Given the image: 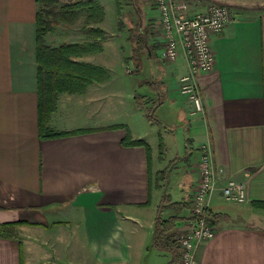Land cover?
Wrapping results in <instances>:
<instances>
[{"label":"crops","instance_id":"obj_1","mask_svg":"<svg viewBox=\"0 0 264 264\" xmlns=\"http://www.w3.org/2000/svg\"><path fill=\"white\" fill-rule=\"evenodd\" d=\"M188 1L189 14L221 4L232 15L225 30L211 37L213 71L197 77L204 113H196L181 93V78L189 70L184 52L176 61H166L167 66L159 62L165 43L153 0L146 4L151 16L143 18L144 11L137 16L148 34L144 68L149 63L155 70L152 81H146L154 83L152 93L141 95L159 102L157 124L169 137L165 151L181 161L167 181L171 185L174 176L173 187L182 192V201L189 200L198 179L204 144H210L213 165L222 170L209 213L224 220L214 225L215 236L200 245L197 264H264V224L255 223H264V209L254 205L264 203V0ZM38 9L35 0H0V224H17L14 238H0V264H173L171 254L151 246L162 196L154 197L147 152L123 143L130 134L152 145L141 127L153 128V123L134 99L145 80L137 78L130 87L127 77L113 83L116 76L104 46L107 31L104 24L94 26L107 35L102 50L75 60L105 69V78L82 93L57 97L47 127L76 134L41 138ZM82 23L68 24L57 37L70 32L66 43H84ZM125 44L119 45L121 53L126 50L122 61L135 75L133 65L125 62L131 44ZM172 129L181 131L180 138ZM157 150L159 156L160 143ZM229 179L245 184V203L223 199L220 188ZM168 195L176 201L173 192ZM188 214H182L176 236L186 229Z\"/></svg>","mask_w":264,"mask_h":264},{"label":"trees","instance_id":"obj_2","mask_svg":"<svg viewBox=\"0 0 264 264\" xmlns=\"http://www.w3.org/2000/svg\"><path fill=\"white\" fill-rule=\"evenodd\" d=\"M35 1L39 5L35 21V55L37 62L40 133L43 139L60 138L76 134L77 132H55L47 127L49 119L56 109L57 97L66 93H82L89 85L101 82L105 78V69L75 60V58L102 50L101 43L107 39V35L103 29L94 26L104 23L105 10L96 0H77L64 3L63 5H60V0ZM139 2L140 0H130V4L137 10L138 16L142 14ZM115 5L118 19L117 28L119 32H124L127 24L123 18V4L121 0H115ZM81 19H83L82 33L86 40L84 43H66L59 47H52L47 44L46 37L52 34L58 26L75 24ZM147 35V31L141 23H138L135 27L128 28V41L131 44V53L125 59V62L133 65L134 73L137 76L144 70L143 56L147 51ZM153 84L145 83L149 87H152ZM134 99L140 111H144L150 120L158 121L155 109L159 102H152L151 99H147L146 96L140 94H136ZM145 104L152 105V107L145 111ZM123 143L129 147L142 146L145 148L149 157L148 171L152 182L149 144L144 140H133L130 134L127 135ZM160 147V155H162L163 143L160 144ZM157 175L158 179L166 180L168 174L166 170H163L158 171ZM149 202L150 200L147 204H150ZM254 205L257 208L264 209V203H255ZM189 208L188 201H173L171 196L166 194L163 195L157 206L151 246L159 251L171 254L173 264H178L181 255L174 230L184 219L182 214L188 211ZM222 220H224L223 217L211 213H208L206 217L207 223L211 226ZM16 226V223L0 224V238H14Z\"/></svg>","mask_w":264,"mask_h":264},{"label":"built area","instance_id":"obj_3","mask_svg":"<svg viewBox=\"0 0 264 264\" xmlns=\"http://www.w3.org/2000/svg\"><path fill=\"white\" fill-rule=\"evenodd\" d=\"M160 12V25L164 34V56L174 62L181 51L187 57L189 70L181 78V93L185 95L196 113H204V104L197 77L213 71L215 54L211 37L221 33L231 23L232 15L228 6L213 4L204 13L189 14L188 0H154ZM199 183L189 200L190 208L186 221L185 236L178 239L180 264H197L200 245L215 236L216 229L207 223L214 194L218 188V173L212 162L209 143L201 148L198 162ZM227 203H245L247 191L244 183L229 179L220 188Z\"/></svg>","mask_w":264,"mask_h":264},{"label":"rangeland","instance_id":"obj_4","mask_svg":"<svg viewBox=\"0 0 264 264\" xmlns=\"http://www.w3.org/2000/svg\"><path fill=\"white\" fill-rule=\"evenodd\" d=\"M74 1H77V0H74ZM97 1H99V3L103 6V8L105 10V21L103 24H104L105 30L107 31L108 39L105 41L104 46H105V53L108 54L107 55L108 60H109L108 66L110 67L111 71L114 73L113 76L114 77L116 76V79L115 80L113 79V83L117 84V83H120V81L124 82V80H123L124 77H127L129 87L131 85L135 86L134 84L137 83L138 79L145 80V82L147 80L152 81L150 74L153 73V71H155V70H154L152 65L149 66V63H145L146 66L144 68L142 75H140V76H135V75L131 74L130 73L131 71H129L130 69H127L123 64V61H122L123 55L122 54L125 53L126 50H122V53H121L120 49H119V45L122 43H124V44L129 43L128 39L126 40V38H123V37H126L128 32H124L121 35L119 34V31L117 29L118 19L116 16L115 0H97ZM150 1L151 0H140V2H139V6L141 7L142 11H144L143 18L145 16L146 19L151 16L149 9H146V4H147V2H150ZM62 2L63 3L73 2V0H62ZM121 2L123 4V14H124L123 18L127 24V28L135 27L136 25H138V23L140 24V19L137 18L138 14H136L134 7L130 4V0H121ZM153 3H154V0H153ZM78 22H76L75 24L79 25V24H77ZM69 25L72 26L73 24H69ZM159 26L161 28L160 23H159ZM67 28H70V27H68L67 24H64L58 30H55V32H53L52 34L47 36L46 37L47 44L52 46V47H59L63 44H66V40L70 39L69 37L71 36V33L69 32L67 35L59 38V37H57L58 36L57 31L59 33V31L62 32V31L68 30ZM74 28H75V26H74ZM156 39H157V37H156ZM63 41H65V42H63ZM126 47H127L126 52H129L130 49H128L127 45H126ZM164 48H165V46H164ZM162 55L163 54L160 53L159 58H158L159 62H161V64L165 63V65L167 66L168 65L166 62L167 60H166L165 56L163 55V57H162ZM124 74L126 76H123ZM142 87H143V91H139L137 94H140V95L146 94V92L152 93V91H153V89H150V87H148L147 85H144ZM130 103H131V100H130ZM151 107H152V105L145 104V106H144L145 111L147 109L149 110ZM151 123H153V128H147V127L142 128L141 127V132H143V133L145 132V134H146L145 139L148 140L153 145V146L152 145H149V146H150V153H151L150 157H151L152 180L154 182V187L152 190L154 193V197H156V199H158V195L163 197V195L165 193H166V195H168L170 192H173L174 200L179 201V200H181L183 195H182L181 191L177 190V187H173V183H174L173 177L174 176L170 177L171 185H169V182L167 181V179L166 180L165 179L160 180V178L158 179L157 172L166 170L167 174H168L166 178H168L169 174L171 172L170 171L171 168H173L175 165H177L180 168V166H181L180 162L181 161L176 160L177 162H175V158L177 155L173 156L170 151H165V143L168 144V141H169V137H167L166 134L164 133L165 128L162 125L157 124L156 121L151 120ZM172 130L175 132V134H176V132H178V138H180L179 135H180L181 131L177 130V129H172ZM175 136L173 135V137H172L173 140L174 139L176 140ZM155 142H156V144H155ZM158 143H160V144L163 143V151H162L163 154L159 155V156H158V150H157ZM167 144H166V146H167ZM152 148H153V151H152ZM178 148H176L175 151H177ZM159 157H160V160H157V159H159ZM182 165H184L183 162H182ZM199 177L200 176H199V168H198V179H197V181L193 187V190L191 191L192 193H194V191L197 189V186L199 183ZM171 187H173V188H171ZM190 198H191V196H190ZM190 198H189V200H190ZM189 200H188V203H189ZM189 207H190V203H189ZM187 219H188V216L185 220L186 229L176 236L177 245H178V239L180 237L185 236V234H186V231H187L186 221H187ZM255 223L258 225L264 224L261 221H256Z\"/></svg>","mask_w":264,"mask_h":264}]
</instances>
